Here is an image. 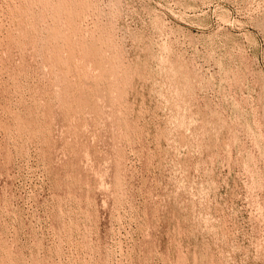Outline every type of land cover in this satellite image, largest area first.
<instances>
[{
  "label": "rangeland",
  "instance_id": "obj_1",
  "mask_svg": "<svg viewBox=\"0 0 264 264\" xmlns=\"http://www.w3.org/2000/svg\"><path fill=\"white\" fill-rule=\"evenodd\" d=\"M0 264H264V0H0Z\"/></svg>",
  "mask_w": 264,
  "mask_h": 264
}]
</instances>
